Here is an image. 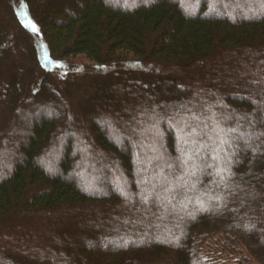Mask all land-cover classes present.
Returning <instances> with one entry per match:
<instances>
[{
	"label": "trees",
	"instance_id": "1",
	"mask_svg": "<svg viewBox=\"0 0 264 264\" xmlns=\"http://www.w3.org/2000/svg\"><path fill=\"white\" fill-rule=\"evenodd\" d=\"M126 2L0 0V264H264V0Z\"/></svg>",
	"mask_w": 264,
	"mask_h": 264
},
{
	"label": "rangeland",
	"instance_id": "2",
	"mask_svg": "<svg viewBox=\"0 0 264 264\" xmlns=\"http://www.w3.org/2000/svg\"><path fill=\"white\" fill-rule=\"evenodd\" d=\"M11 1H13V0H11ZM131 1L132 0H127V4L129 5L130 3H131ZM247 13V12H246ZM250 14V13H249ZM4 21V20H3ZM83 64V63H82ZM80 65V64H79ZM83 65H85V64H83ZM83 80V78H80V79H76V80H74V82H76V83H78V82H80V81H82ZM159 88H162L163 86L161 85V86H158ZM97 86L95 87V91H93V90H85V94H87V93H90V95H92V96H98V95H96V92H97ZM169 93L171 94V95H176L178 92L176 91V90H173V88H169ZM177 92V93H176ZM3 95H4V91H3ZM6 97V96H5ZM140 97V95L138 94V93H136V94H133L131 97H126V99H124V100H127L128 102H130V103H132V102H134L137 98H139ZM248 97L250 98V95H248ZM251 97H252V94H251ZM83 99H85L84 97H82ZM66 101H68L69 100V102H72V105L74 106V107H76L77 106V102H78V100L73 96V93L71 92V93H68L67 94V96H66V99H65ZM121 101L120 102H117L116 101V105H115V107H114V109L113 110H115V111H119V113L120 114H122V110H121V107H122V105L124 104V100L121 98L120 99ZM107 106V102H105V103H102V108H104V107H106ZM96 106H94V105H92L91 103H89V104H86V108H87V110L88 111H90L91 112V110H93L94 108H95ZM121 110V111H120ZM23 111H24V113L26 112L24 109H23ZM63 112H64V110L62 109V108H56V109H54V108H52V114L53 115H56V116H59V118L60 119H62V114H63ZM23 113V114H24ZM126 114H124V116H123V118L124 119H128L127 118V115L125 116ZM20 117H21V115H20ZM23 117V116H22ZM24 117H25V114H24ZM97 118H98V116H97ZM99 121L100 120H98V122H96L95 124H98L99 123ZM92 120L91 119H87V117L84 115V114H82L81 115V117H79V123L80 124H83V125H86V127H89V129H90V131H91V129H92V127H93V124H92ZM66 124V123H65ZM64 124V125H65ZM100 124H102V123H100ZM256 124H259V123H255V122H251L250 123V125L249 126H245V129L247 130V131H249V132H253V130H254V128H255V126H256ZM102 125H100V127H101ZM102 128V127H101ZM26 132V131H25ZM125 133H123V137H124V139L126 140V139H128L129 138V135H128V133H126V131H124ZM18 135H19V137L21 138V132L19 133L18 132ZM235 137L238 139V138H240L241 137V132L240 133H236L235 132ZM133 137H130L129 139H132ZM57 140V139H56ZM246 142V145H251L250 143H248L247 141H245ZM78 145V144H77ZM76 144H75V147L77 146ZM78 147V146H77ZM76 147V148H77ZM5 166V165H4ZM2 167V165H0V168ZM74 172H75V175L76 176H78L79 174L77 173V171H76V169L74 170ZM128 184V183H127ZM94 186V185H93ZM195 186V185H194ZM192 187V188H195V187ZM125 187H127V186H125ZM126 189V188H125ZM192 190V189H191ZM191 190H189V193L191 192ZM127 191V190H126ZM123 237H118V238H116V240H114V241H110L109 243H114V244H116V245H118V244H120L121 242H123ZM99 243H100V245L101 246H104L105 244H104V242L103 241H99ZM8 262H10V261H8ZM12 262V261H11Z\"/></svg>",
	"mask_w": 264,
	"mask_h": 264
},
{
	"label": "snow or ice",
	"instance_id": "3",
	"mask_svg": "<svg viewBox=\"0 0 264 264\" xmlns=\"http://www.w3.org/2000/svg\"><path fill=\"white\" fill-rule=\"evenodd\" d=\"M36 29L35 28H33V31H35Z\"/></svg>",
	"mask_w": 264,
	"mask_h": 264
}]
</instances>
